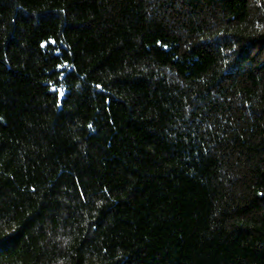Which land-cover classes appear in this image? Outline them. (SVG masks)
<instances>
[{
    "label": "trees",
    "instance_id": "16d2710c",
    "mask_svg": "<svg viewBox=\"0 0 264 264\" xmlns=\"http://www.w3.org/2000/svg\"><path fill=\"white\" fill-rule=\"evenodd\" d=\"M0 264H264V0H0Z\"/></svg>",
    "mask_w": 264,
    "mask_h": 264
}]
</instances>
